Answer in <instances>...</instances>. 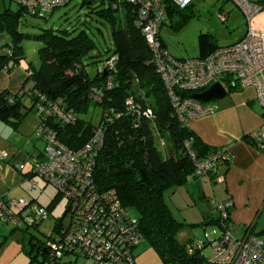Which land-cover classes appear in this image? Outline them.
Segmentation results:
<instances>
[{
    "label": "trees",
    "instance_id": "trees-1",
    "mask_svg": "<svg viewBox=\"0 0 264 264\" xmlns=\"http://www.w3.org/2000/svg\"><path fill=\"white\" fill-rule=\"evenodd\" d=\"M94 1L82 0V5L89 6ZM100 4L107 6L91 13L110 24L114 48L94 77L89 76L85 61L101 54L98 53L97 57L91 55L96 44L86 31L70 36L67 31L51 28L42 29L38 35H28L22 33L19 26L22 17L33 15L19 6L16 11L6 9L0 14V37L10 39L0 51V70L10 73L24 60L21 47L24 40L43 44L37 51L39 68L29 64L31 88L17 94L0 93V122L17 131L27 113L33 112L38 115L39 127L47 125L55 132L58 141L71 150L82 148L90 141L94 129L103 124V145L94 165L96 187L101 191L113 190L121 206L128 212H135L143 243L157 253L161 264H206L205 249L189 253L194 240L187 245L178 243L176 235L184 224L173 218L164 193L183 185L191 176H202L195 174V162L221 151L211 149L188 126L179 122L163 80L152 62L151 49L141 30L134 25V8L124 0H100ZM175 9L179 8L167 3L165 12L171 13ZM40 18L47 19L48 14ZM159 39L166 50L160 34ZM216 48L218 46L209 35L200 34L196 58H204ZM111 59L112 69L107 71L105 63ZM109 78L111 85L108 87ZM95 89H101L100 93L94 92ZM234 91L228 89V93ZM178 94L189 98L193 93ZM129 97L133 98L138 113L149 109L152 117L147 119L128 112L124 102ZM25 98L30 100L29 108L24 106ZM91 104L101 109L96 124L85 118ZM37 105L51 109L57 107L64 114L70 112L74 121L63 123L55 113L47 117L36 109ZM117 114L121 117L117 118ZM160 142H164V151L160 150ZM208 176L216 183L214 177ZM60 197L57 193V198L46 207L50 214ZM219 220L214 212L202 225L214 224L221 228ZM62 225L61 221L55 225L46 242L30 241L29 264H76L78 260L75 259H54L48 249V242Z\"/></svg>",
    "mask_w": 264,
    "mask_h": 264
},
{
    "label": "built area",
    "instance_id": "built-area-1",
    "mask_svg": "<svg viewBox=\"0 0 264 264\" xmlns=\"http://www.w3.org/2000/svg\"><path fill=\"white\" fill-rule=\"evenodd\" d=\"M14 1L29 14L43 17L56 8L66 6L71 0ZM124 1L134 8V25L141 30L151 49L152 62L163 80L179 122L187 126L189 120L211 115L217 107L212 101L201 103L191 97L182 98L178 93H200L217 82L226 91L229 88L253 89L258 104L264 110V0H232L245 16L246 31L241 39L232 45L216 48L204 58L183 60L171 57L162 48L159 29L167 3L184 9L191 4V0ZM219 18L224 22L227 14H220ZM112 61L105 63V70L112 69ZM106 83L109 87L111 78ZM100 91L94 90L97 94ZM124 104L128 112L147 119L152 117L149 109L144 112L139 110L138 113L131 97ZM36 109L47 117L55 113L63 123L74 121L70 112L64 114L57 107L51 109L37 105ZM109 120L106 117V121ZM103 129V124L98 125L90 141L78 150H71L60 143L47 125H42L35 132L36 138H42L45 145L43 159L34 164L31 175L53 185L68 204V222L60 226L47 244L56 260L73 258L84 259L86 264H136L134 251L144 242L137 218L121 206L116 193L113 190L101 191L95 185L94 165L103 145ZM251 140L258 150H264V124L252 133ZM160 147H164V142H160ZM190 156L195 160L192 153ZM228 157L227 152L221 151L195 162V174L211 175L216 183H222L224 179L219 168ZM0 161L8 162L19 173L25 169L24 164H15L5 152L0 154ZM32 177L27 180H30L31 189L35 190L38 183L32 181ZM230 207L231 203H216L214 212L220 219V236L215 241L206 239L207 243L192 242L189 253L203 251L210 246L211 254L206 264H264V236L247 233L243 238L235 237L229 221ZM49 216V210L34 201L27 203L24 199L0 197V224L30 228L46 221Z\"/></svg>",
    "mask_w": 264,
    "mask_h": 264
},
{
    "label": "rangeland",
    "instance_id": "rangeland-1",
    "mask_svg": "<svg viewBox=\"0 0 264 264\" xmlns=\"http://www.w3.org/2000/svg\"><path fill=\"white\" fill-rule=\"evenodd\" d=\"M106 6L107 4L101 5L100 0H95L89 6L82 5V0H71L66 6L56 8L50 15L48 14L47 19L25 15L21 19L19 30L24 34L38 35L42 29L52 28L55 31H67L70 36L76 35L81 30L86 31L96 44V50L91 55L95 57L98 53L101 54L100 57L96 56L97 58L85 61L89 76L94 77L114 48L110 24L91 13L93 10L96 11ZM6 9L16 11L18 5L14 0H0V14ZM220 14L228 15L226 21L223 22L219 18ZM245 31V16L232 0H191L187 9H175L171 13H164L159 34L166 47V52L171 57L182 60L198 57L200 34L209 35L218 47H225L241 39ZM9 43L10 39L7 36L0 37V51L5 44ZM21 47L24 52V60L38 69L40 61L37 51L43 47V44L34 40H24ZM92 60L94 62L88 64ZM23 103L25 108H29L31 105L28 98H25ZM260 109L263 110L261 107ZM23 111L25 110L23 109ZM100 113L101 109L91 104L85 118L96 124ZM33 117L39 120L37 114L28 112L17 131L5 126L8 130H3L5 133H0V140L6 143L7 147H0V154L4 152L3 150L7 154H11L15 150L37 152V149L43 153L44 141L42 138H36V130L33 129V125L37 121L33 120ZM30 134L32 135L30 136ZM160 150L164 151V148L160 147ZM26 169L23 174L29 171L28 167ZM27 179L10 165H6L3 178L0 180L2 195L8 196L11 200L24 199L27 203L34 201L45 208L57 198L56 188L47 184L42 178L38 176L31 178L32 181L38 183V188L35 190L31 189L30 180ZM206 180L208 181V179ZM208 183L209 197H212V188L217 185L213 186L211 181ZM200 191L201 188L185 187L183 184L174 189H168L164 193L165 203L173 218L184 224L176 235L178 243L182 245H187L193 240H215L221 234V229L217 225H202L209 218L212 203H209L210 201H207L206 198L204 201L200 199L198 197ZM129 213L133 216L136 215L133 210H129ZM68 219L67 200L60 197L49 218L37 227H30L26 230L25 226L16 228L11 223L0 225V264H29L30 241L46 242L55 225L60 221L65 225ZM263 222L264 218L260 219V223ZM259 225L264 226V224ZM204 254L207 257L210 256V246L205 248ZM134 255L136 264H161L157 253L145 243L135 249ZM76 264H86V261L78 259Z\"/></svg>",
    "mask_w": 264,
    "mask_h": 264
},
{
    "label": "crops",
    "instance_id": "crops-1",
    "mask_svg": "<svg viewBox=\"0 0 264 264\" xmlns=\"http://www.w3.org/2000/svg\"><path fill=\"white\" fill-rule=\"evenodd\" d=\"M28 70L29 63L25 60L20 61L19 65L10 73L0 70V93L8 91L17 94L29 90L32 83L28 77ZM212 103L217 107L213 114L191 119L187 126L211 149L227 152L229 159L219 168V173L223 176L224 181L214 183L208 175L191 176L184 186L201 188L198 197L203 201L206 198L207 201H210L209 203H212L209 218L214 215L216 203H231L229 215L232 233L235 237L243 238L247 233L263 237L264 226L259 224H264V222L260 223V219L264 218V150L260 151L255 147L251 135L263 126L264 110L260 109L256 93L250 88L237 89L228 93L224 99ZM35 119L37 122L33 125V129L37 130L40 120L33 117V120ZM5 126L8 125L0 122V133H5L3 130H8ZM0 147H7V144L0 140ZM3 151L5 152V150ZM37 152L15 150L11 154L8 153V156L15 164H24V171L27 170L26 167L29 168L30 174L25 176L28 178L32 177V164L43 159L44 153L38 149ZM6 165L9 163L0 161L2 178ZM196 178L199 180L195 181ZM206 179L211 181L213 186L217 185L212 188V197H209V183ZM2 192L0 191V197L5 196L2 195ZM2 224L5 223L0 225Z\"/></svg>",
    "mask_w": 264,
    "mask_h": 264
},
{
    "label": "water",
    "instance_id": "water-1",
    "mask_svg": "<svg viewBox=\"0 0 264 264\" xmlns=\"http://www.w3.org/2000/svg\"><path fill=\"white\" fill-rule=\"evenodd\" d=\"M228 95V91L220 83H214L207 90L191 94V98L201 103L222 100Z\"/></svg>",
    "mask_w": 264,
    "mask_h": 264
}]
</instances>
